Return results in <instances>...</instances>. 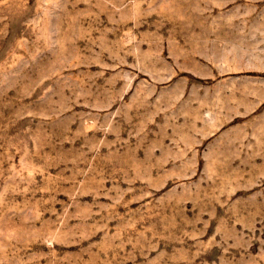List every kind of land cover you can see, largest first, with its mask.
I'll use <instances>...</instances> for the list:
<instances>
[{
  "label": "rangeland",
  "instance_id": "1",
  "mask_svg": "<svg viewBox=\"0 0 264 264\" xmlns=\"http://www.w3.org/2000/svg\"><path fill=\"white\" fill-rule=\"evenodd\" d=\"M0 264H264V0H0Z\"/></svg>",
  "mask_w": 264,
  "mask_h": 264
}]
</instances>
